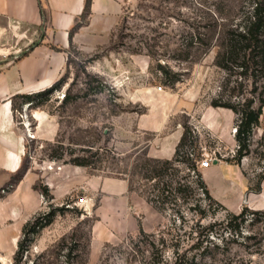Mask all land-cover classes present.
<instances>
[{"label": "rangeland", "instance_id": "374dc122", "mask_svg": "<svg viewBox=\"0 0 264 264\" xmlns=\"http://www.w3.org/2000/svg\"><path fill=\"white\" fill-rule=\"evenodd\" d=\"M123 1L121 18L106 43L90 51L76 45L69 49L61 87L36 97L37 107L21 97L14 101L16 120L28 136L20 174L32 170L42 204L30 219L40 216L37 231L31 226L26 234L22 231L20 264H155L161 255L171 259L177 240L182 251L201 231L207 233L203 227L209 224L213 231L198 252L199 264H264V215L247 212L241 232L232 230L240 219H231L233 211L207 197L202 182L212 196L215 178L199 165L204 157L243 163L253 188L264 174V105L245 149L236 138L240 114L213 105L254 98L257 106L264 97V76L253 66L242 74L231 62L232 68L226 69L215 61L221 26L214 23L231 22L241 3ZM100 81L106 87L94 93L92 87ZM66 93L74 98L65 102ZM216 107L235 114L228 132L231 141L203 121ZM34 109L55 122L53 137L46 131L35 133ZM155 123L161 130L150 129ZM177 127L186 131L182 161L162 178L172 193L156 206L144 194H157V181L142 178L136 165L153 164L154 142ZM77 157H88L100 168L77 165ZM52 175L55 192L46 183ZM161 238L166 239L163 247Z\"/></svg>", "mask_w": 264, "mask_h": 264}, {"label": "crops", "instance_id": "0c3cea01", "mask_svg": "<svg viewBox=\"0 0 264 264\" xmlns=\"http://www.w3.org/2000/svg\"><path fill=\"white\" fill-rule=\"evenodd\" d=\"M123 4V0H90V12L82 18L86 0H0V264H14L23 227L42 207L40 193L33 188L32 170L27 168L20 174L26 162L28 136L16 120L14 101L18 95L42 91L59 80L68 68L72 45L90 51L106 43L121 18ZM25 43H31V48L14 57L13 50ZM213 110V115L207 113L203 121L223 140L231 141L228 132L234 112L228 108ZM32 116L37 135L46 131L51 138L56 134V124L45 111L34 109ZM150 129L159 131L161 127L155 123ZM183 133L182 127H177L155 141L152 156L171 159ZM203 169L215 178L212 197L229 210L238 212L245 205L264 208V179L260 192L250 191L251 181L243 163L218 159ZM46 183L54 186L53 175ZM52 190L55 192L54 187Z\"/></svg>", "mask_w": 264, "mask_h": 264}, {"label": "trees", "instance_id": "16d2710c", "mask_svg": "<svg viewBox=\"0 0 264 264\" xmlns=\"http://www.w3.org/2000/svg\"><path fill=\"white\" fill-rule=\"evenodd\" d=\"M241 3L237 8V13L234 16V19L231 22H226L224 19L221 20L220 23H214V26L217 27L218 24L221 26L220 32L221 37L219 40V50L216 54L215 61L216 63L226 69H231L232 66L230 62L234 64V66L241 67L242 74H248V70L253 66L254 70H258L262 76H264V0H239ZM90 12V0H86L84 13L81 15L82 18L85 17ZM43 14V10H42ZM83 20V19H82ZM78 21L73 29H76L81 23ZM73 46V45H72ZM71 46V47H72ZM56 50H61L60 47L54 46ZM70 61H68V64ZM255 74V73H254ZM64 81V76H62L59 80L53 83L50 87L46 89L30 93L18 95L24 99V103H29V106L37 107L39 103H36V97L48 94L50 95L59 87H61ZM106 87V83L100 81L98 85L92 87L94 93L103 92ZM264 92V91H263ZM74 98L70 93H66L64 101H69ZM255 99L250 98L246 99L243 103H219L218 101H213L214 106H224L231 108L236 113L240 114L237 134L236 138L240 142V147L243 149L247 146V140L249 135L252 132V128L255 124H258L260 115L263 112L264 105V97H259V104L255 106ZM15 109V105H14ZM118 111L114 110L113 114H117ZM186 139V131L183 133L182 138L177 146L175 156L171 159H163V158H151L150 160L153 162L147 164L136 165L139 167V174H142V178H146L148 180L156 179V184L153 187V190H158V193L152 195V192L148 195L144 194L147 201L156 205L157 202H162L164 204L169 199V193H172L168 188L165 187V183L162 178L167 174L168 169L172 168L176 161H182L179 159L180 156V148L185 143ZM241 154V151H240ZM99 162L101 161L99 158L97 159ZM231 160V159H230ZM92 159L88 157H77L74 159V163L77 165L92 167L94 169H99L97 165H93ZM144 171V173H142ZM264 178V174L259 177L258 183L256 187H250V191L260 192L261 191V181ZM202 182V181H201ZM210 200H213V197L210 195L208 188L202 182L201 186ZM129 189H133L132 185H129ZM169 191V192H168ZM180 191V187L176 189V192ZM168 192V193H166ZM176 198V197H175ZM217 202V201H216ZM218 203V202H217ZM157 206V205H156ZM247 212H251L253 214L264 215V209H251L247 205L243 206L239 213L230 212L229 216L231 219L238 220L240 222L233 226L231 229L235 232H241V226L245 221V216ZM51 222L50 219L46 220V223L42 224V227L48 225ZM40 216L36 217L33 221L29 220L23 227V232L26 234L27 229L31 226V231H37L36 227L39 226ZM213 224L205 225L203 229L208 232L203 234L201 231L199 236L189 244L188 247L180 251V247L177 243H173L174 250L173 256L171 259H165L161 255L160 259L156 261L155 264H199V250L203 247L204 242L209 241L208 236L212 230ZM230 228V226H228ZM142 234H147L142 228L140 229ZM150 235H153L152 233ZM200 235H205V238L202 239ZM166 239L161 238L160 244L161 246H165ZM153 247L159 248L156 243L153 241ZM25 243L20 238L18 243V248L14 254V264H20L22 258V252L24 250ZM208 248V246H206ZM160 249V248H159ZM158 249V250H159ZM161 250V249H160ZM194 250H197L193 252ZM193 252V253H192Z\"/></svg>", "mask_w": 264, "mask_h": 264}, {"label": "built area", "instance_id": "2783aa9c", "mask_svg": "<svg viewBox=\"0 0 264 264\" xmlns=\"http://www.w3.org/2000/svg\"><path fill=\"white\" fill-rule=\"evenodd\" d=\"M31 48V43H25L23 45L18 46L17 48H15L13 50V55L14 57H18L20 56L22 53L28 51ZM159 89H162V86L159 85L158 86ZM217 158V157H216ZM220 159V158H217ZM215 158L214 157H204L200 162L199 165L200 167L206 168L209 167L213 162H214Z\"/></svg>", "mask_w": 264, "mask_h": 264}, {"label": "water", "instance_id": "95a60500", "mask_svg": "<svg viewBox=\"0 0 264 264\" xmlns=\"http://www.w3.org/2000/svg\"><path fill=\"white\" fill-rule=\"evenodd\" d=\"M218 161V159H215L214 162L216 163Z\"/></svg>", "mask_w": 264, "mask_h": 264}, {"label": "bare ground", "instance_id": "6f19581e", "mask_svg": "<svg viewBox=\"0 0 264 264\" xmlns=\"http://www.w3.org/2000/svg\"><path fill=\"white\" fill-rule=\"evenodd\" d=\"M30 134H32V131L30 130ZM32 136V135H31Z\"/></svg>", "mask_w": 264, "mask_h": 264}]
</instances>
